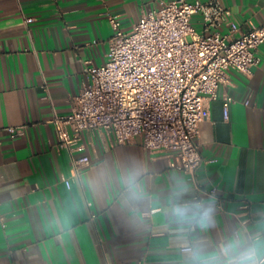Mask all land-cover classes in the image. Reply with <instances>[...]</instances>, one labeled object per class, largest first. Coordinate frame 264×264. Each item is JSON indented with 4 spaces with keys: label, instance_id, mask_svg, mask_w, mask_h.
Wrapping results in <instances>:
<instances>
[{
    "label": "crops",
    "instance_id": "obj_1",
    "mask_svg": "<svg viewBox=\"0 0 264 264\" xmlns=\"http://www.w3.org/2000/svg\"><path fill=\"white\" fill-rule=\"evenodd\" d=\"M160 1L169 0H0V264L264 259V43L251 76L230 70L209 103L195 182L169 167L173 153L138 140L83 131L59 145L53 117L71 111L87 67L105 63L111 18L128 33ZM219 1L234 36L264 26V0ZM213 187L221 209L201 192Z\"/></svg>",
    "mask_w": 264,
    "mask_h": 264
},
{
    "label": "built area",
    "instance_id": "obj_2",
    "mask_svg": "<svg viewBox=\"0 0 264 264\" xmlns=\"http://www.w3.org/2000/svg\"><path fill=\"white\" fill-rule=\"evenodd\" d=\"M229 17L219 0H169L142 14L128 33L111 18L105 63L87 67L88 83L73 96L71 111L53 117L59 145L73 146L83 131H102L118 145L138 140L151 153H173L169 167L195 182L202 163L200 125L208 119L209 103L229 83L230 70L249 77L260 63L264 26L234 36L237 26ZM225 26L228 32L222 33ZM228 114L225 102L224 118ZM6 131L11 138L22 133L21 128ZM201 192L222 208L216 188Z\"/></svg>",
    "mask_w": 264,
    "mask_h": 264
}]
</instances>
